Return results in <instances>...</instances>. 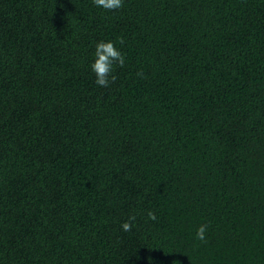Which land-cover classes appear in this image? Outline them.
I'll use <instances>...</instances> for the list:
<instances>
[{"label": "trees", "instance_id": "trees-1", "mask_svg": "<svg viewBox=\"0 0 264 264\" xmlns=\"http://www.w3.org/2000/svg\"><path fill=\"white\" fill-rule=\"evenodd\" d=\"M0 264H264V0H0Z\"/></svg>", "mask_w": 264, "mask_h": 264}, {"label": "clouds", "instance_id": "clouds-1", "mask_svg": "<svg viewBox=\"0 0 264 264\" xmlns=\"http://www.w3.org/2000/svg\"><path fill=\"white\" fill-rule=\"evenodd\" d=\"M95 4L103 9H117L121 6L122 0H94ZM124 63V55L117 48L112 40H98L94 45V58L90 63V70L94 74V82L98 85L107 86L109 81L115 79L113 74L114 64L122 65ZM149 219H154L151 210L147 212ZM131 219V217H130ZM130 227L128 221L121 223V228L127 230ZM205 224H199L195 230V237L203 240L205 237Z\"/></svg>", "mask_w": 264, "mask_h": 264}]
</instances>
